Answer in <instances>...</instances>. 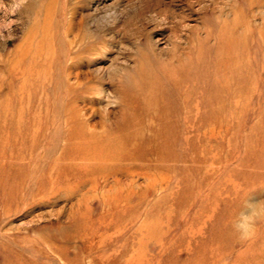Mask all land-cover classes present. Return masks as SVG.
I'll return each instance as SVG.
<instances>
[{
    "label": "rangeland",
    "instance_id": "374dc122",
    "mask_svg": "<svg viewBox=\"0 0 264 264\" xmlns=\"http://www.w3.org/2000/svg\"><path fill=\"white\" fill-rule=\"evenodd\" d=\"M0 264H264V0H0Z\"/></svg>",
    "mask_w": 264,
    "mask_h": 264
},
{
    "label": "clouds",
    "instance_id": "9594fccd",
    "mask_svg": "<svg viewBox=\"0 0 264 264\" xmlns=\"http://www.w3.org/2000/svg\"><path fill=\"white\" fill-rule=\"evenodd\" d=\"M258 215V209L253 207L247 212L242 214L241 221L237 223V229H241V224H246L248 228L254 227L256 216Z\"/></svg>",
    "mask_w": 264,
    "mask_h": 264
}]
</instances>
